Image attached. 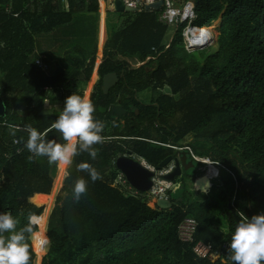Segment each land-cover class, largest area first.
<instances>
[{
	"label": "trees",
	"instance_id": "obj_1",
	"mask_svg": "<svg viewBox=\"0 0 264 264\" xmlns=\"http://www.w3.org/2000/svg\"><path fill=\"white\" fill-rule=\"evenodd\" d=\"M172 1L194 4L195 26L208 27L221 18L217 49L188 53L185 24L170 34V27L160 22V9L119 13L110 8V14L124 20L106 42L90 98L95 119L105 123V140L94 145L99 150L95 160L81 153L69 179L57 173L54 181L56 165L46 157L27 159L31 153L23 147L28 137L23 128L31 125L47 132L46 139L64 142L51 125L68 96L84 97L96 70L98 45L89 57L67 56L68 69L54 72L43 59L49 65L44 72L35 65L34 36L102 11L104 42L105 3L101 9L100 0H0V89L6 105V116L0 117V213H22L18 228L30 215L38 218L28 241L30 264L38 259L34 242L45 252L47 238L50 246L42 264H233L198 257L192 247L197 242L229 245L235 229L229 206L243 218L264 214V0ZM109 73L119 80L105 94ZM117 104L124 115L113 111ZM188 136L191 142H186ZM193 141L206 143L198 147ZM185 146L211 165L194 161L186 149L172 148ZM129 150L152 171L167 157L177 160L181 176L174 180L175 193L180 191L182 200L175 201L169 188L166 201L172 206L163 211L156 207L160 199L134 190L116 168L117 159ZM81 162L90 163L102 179L92 182L78 172ZM190 169L192 176L182 175ZM79 177L88 181L87 193L73 203L63 193ZM203 177L212 184L207 193L195 185ZM63 180L47 238L37 235L53 190L59 191ZM185 220L196 223L191 242L179 239L178 226Z\"/></svg>",
	"mask_w": 264,
	"mask_h": 264
},
{
	"label": "clouds",
	"instance_id": "obj_2",
	"mask_svg": "<svg viewBox=\"0 0 264 264\" xmlns=\"http://www.w3.org/2000/svg\"><path fill=\"white\" fill-rule=\"evenodd\" d=\"M94 113L95 105L90 97L75 93L68 96L63 110L51 125V129L60 133L63 143L46 139L47 132H40L31 125H26L23 131L27 132L28 137L23 147L31 153L27 158L29 162H34L38 157H46L50 165L54 164L63 170L64 179L67 180L76 156L86 152L95 160L99 150L94 145L104 143L102 132L105 123L95 119ZM15 131L14 129L13 135ZM76 170L87 173L92 182L102 179L90 163L81 162ZM87 188L88 181L79 177L74 181L71 191L64 192L63 196L78 203L86 195ZM21 214L14 217L10 212L0 213V264H30L28 241L38 218L34 214L30 215L28 223L18 228V217ZM228 254L233 264H264V214L239 220L228 245Z\"/></svg>",
	"mask_w": 264,
	"mask_h": 264
},
{
	"label": "rangeland",
	"instance_id": "obj_3",
	"mask_svg": "<svg viewBox=\"0 0 264 264\" xmlns=\"http://www.w3.org/2000/svg\"><path fill=\"white\" fill-rule=\"evenodd\" d=\"M109 7L110 5L108 6V8L105 5V9H109ZM106 13L109 12L106 11ZM119 16L121 15L119 14ZM112 17L113 16H109V18H107L106 20V25L109 35L108 36L106 34V38L112 36V34L117 30L118 24L124 20L123 17H121V21H117L115 16L114 19ZM101 21H102V15H82L79 17H75L73 19V22H71L70 24L58 27L50 34H42V35L40 34L34 36V55L39 59H45L49 63V65L51 66L54 72L58 71L59 69H68L70 67L69 63L71 62V60L68 57L91 56L92 51H94L95 47L98 45L96 70L94 75H92L91 79L88 81L84 89V97L91 98L92 91H94L95 85L97 83V78H98L97 68L98 65L104 59L103 46L106 41V38L104 42H101ZM220 22H221V18L213 22V24L210 26L215 36V43L212 47H210V49L205 50V53L210 54L217 49V39L219 36ZM174 30L175 27L171 29L172 32ZM133 66L140 67L142 66V64H139L138 62L136 63L133 62ZM191 141H192L191 136H188L186 138V142H191ZM192 143L194 146L201 147L203 143L206 142L193 141ZM207 147H210L209 143ZM57 173L62 177V179H64L61 172L59 171V168L57 167L54 176V181H55V177H57ZM184 173L192 176L194 170L190 169L188 171H182V175ZM64 180L61 184V188L59 189V191L55 190L54 192L53 190L51 200L49 201V208L45 216L41 219V222L43 224L42 231L37 235L43 234L47 238L49 216L55 206L57 196L61 193ZM171 196L175 201L182 200L180 191L172 194ZM47 240H48V245L45 252H41L42 248L40 249V247L42 245L40 246L36 241L34 242L33 246H35L38 249V250L35 249L38 254V259L35 261V264H42L43 255L47 253L50 246L49 239L47 238Z\"/></svg>",
	"mask_w": 264,
	"mask_h": 264
},
{
	"label": "built area",
	"instance_id": "obj_4",
	"mask_svg": "<svg viewBox=\"0 0 264 264\" xmlns=\"http://www.w3.org/2000/svg\"><path fill=\"white\" fill-rule=\"evenodd\" d=\"M101 4L103 2L106 3L107 8L110 5V8L115 7V2L117 0H100ZM125 4L130 7L134 8L136 11H141L145 9V7L149 4L155 3L159 0H123ZM162 8L159 19L160 22L170 27V34H173L180 25L185 24L183 29V37L186 46V51L188 53L193 52H201L207 49H210L215 43V36L211 30V27H198L193 24V20L195 18L194 14V4L192 2H187L183 5H179L172 0H162ZM107 9V11L109 10ZM175 27V30L172 32L171 29ZM169 47V46H167ZM150 60V58H148ZM147 60V61H148ZM145 62H139V64L144 65ZM35 65L39 70L44 72L49 71V65L43 60H37ZM98 71V70H97ZM173 149H186L189 151L190 156L196 162H201L206 165H211L208 160H201L194 156L193 151L188 147L185 146L183 148L172 147ZM150 170H154V168L148 167ZM173 164L169 165L165 170H163L160 174L166 175L170 173L173 169ZM170 188L169 184L161 183L155 179V187L153 190L146 196L148 198H157L160 200H167L166 192ZM137 193V192H136ZM138 194V193H137ZM242 217V216H241ZM242 219H244L242 217ZM196 227V223L193 220H185L182 224L178 226V234L179 239L183 242H191L192 241V233ZM192 251L198 257H206L212 256L214 261H226L229 259L228 254V242H224L219 247H215L212 244H207L204 242H197L193 245Z\"/></svg>",
	"mask_w": 264,
	"mask_h": 264
},
{
	"label": "water",
	"instance_id": "obj_5",
	"mask_svg": "<svg viewBox=\"0 0 264 264\" xmlns=\"http://www.w3.org/2000/svg\"><path fill=\"white\" fill-rule=\"evenodd\" d=\"M162 4H163L162 0L149 4L146 6V11H151V9L159 10ZM115 11L119 13L136 12L134 8L128 7L123 0H117L115 2ZM118 80L119 78L116 73L107 74L104 77V81H103L104 93L108 94L109 90L116 85ZM113 111L118 116H122L126 113L123 107L119 104L113 106ZM5 116H6V105L2 99L1 89H0V117H5ZM171 161L174 162V168L169 174L166 175L156 174V171L165 168ZM116 168L122 174V176L126 178L127 182L134 190L143 194H149L151 192V190L155 186V179L160 180V182L170 184L171 187L169 190L172 191V193H175L176 190H175L174 180L175 178H180L181 176V170L178 165V162L172 157H167L166 159H164L161 165L158 168H156V171H152L147 166H145L140 159H137L133 155V152L131 150H129L127 154L122 155L117 159ZM195 185L203 193H207L212 188V184L206 177L197 180ZM176 189L178 188L176 187ZM171 206L172 205L169 201L166 200L156 201V207L159 208L160 210L163 211L170 210ZM229 212H230L229 220L233 222L232 225L233 228H235V225L239 222L240 219H242V217L238 216L234 212L231 206H229Z\"/></svg>",
	"mask_w": 264,
	"mask_h": 264
},
{
	"label": "crops",
	"instance_id": "obj_6",
	"mask_svg": "<svg viewBox=\"0 0 264 264\" xmlns=\"http://www.w3.org/2000/svg\"><path fill=\"white\" fill-rule=\"evenodd\" d=\"M105 2H103L102 4H104ZM102 4H101V8L103 7L102 6ZM105 5H106V3H105ZM106 7H107V5H106ZM112 9H114V8H112ZM111 10V9H110ZM105 11H107V9L105 10ZM107 12H109V10L107 11ZM107 14V18H109V16H113L112 18L114 19V16H115V18H116V20L117 21H120L121 20V16H119V14L117 15V14H115L114 15V13H112V14H110V13H106ZM101 15H102V12H101ZM107 20V19H106ZM106 23V22H105ZM106 29H107V25H106ZM107 35H108V30H107ZM109 36V35H108ZM109 38L107 37L106 38V41H105V43H104V46H103V54H104V51H105V45H106V42H107V40H108ZM104 56V55H103ZM39 60H41V59H39ZM102 63V62H101ZM100 63V64H101ZM139 63V62H138ZM100 64L98 65V68H97V70H99V67H100Z\"/></svg>",
	"mask_w": 264,
	"mask_h": 264
}]
</instances>
